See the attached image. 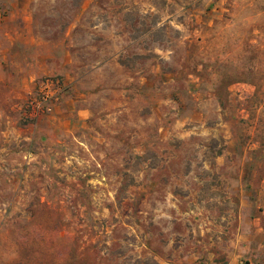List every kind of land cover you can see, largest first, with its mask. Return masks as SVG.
<instances>
[{
	"label": "rangeland",
	"instance_id": "374dc122",
	"mask_svg": "<svg viewBox=\"0 0 264 264\" xmlns=\"http://www.w3.org/2000/svg\"><path fill=\"white\" fill-rule=\"evenodd\" d=\"M12 4L74 56L14 111L0 54V264H264V0H0V50Z\"/></svg>",
	"mask_w": 264,
	"mask_h": 264
},
{
	"label": "crops",
	"instance_id": "0c3cea01",
	"mask_svg": "<svg viewBox=\"0 0 264 264\" xmlns=\"http://www.w3.org/2000/svg\"><path fill=\"white\" fill-rule=\"evenodd\" d=\"M12 11H17V15H12L7 19L5 24L9 26V31L4 32L6 49H1V59H9V72L4 74L3 80H9V106L12 110H17V101L28 93L33 88V80L40 73H46L44 67L51 59L61 55H65L66 58L74 56L73 52L69 50V46L63 44H54L53 48L49 50L50 54L42 53L44 42H39L40 37L35 35L33 28V19L31 17L30 5H11ZM7 26V27H8ZM4 29H7L4 26ZM2 45H0V48ZM28 51V53H27ZM40 65L39 71L35 70L34 63ZM9 78H8V77ZM23 92V93H22ZM89 96V95H88ZM85 94H81L84 97L83 102L88 101ZM78 116L82 119H88L93 115V111L90 107L84 104L78 109ZM9 121L12 118L9 117Z\"/></svg>",
	"mask_w": 264,
	"mask_h": 264
},
{
	"label": "built area",
	"instance_id": "2783aa9c",
	"mask_svg": "<svg viewBox=\"0 0 264 264\" xmlns=\"http://www.w3.org/2000/svg\"><path fill=\"white\" fill-rule=\"evenodd\" d=\"M62 92V80L59 78L47 76L38 81L35 92L30 94L24 106L25 120L32 123L50 114Z\"/></svg>",
	"mask_w": 264,
	"mask_h": 264
}]
</instances>
